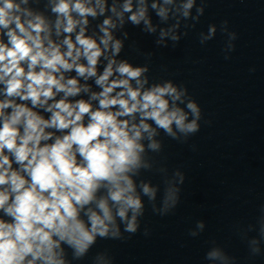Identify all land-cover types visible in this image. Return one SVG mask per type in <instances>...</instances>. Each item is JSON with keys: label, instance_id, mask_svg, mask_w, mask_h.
Wrapping results in <instances>:
<instances>
[{"label": "clouds", "instance_id": "1", "mask_svg": "<svg viewBox=\"0 0 264 264\" xmlns=\"http://www.w3.org/2000/svg\"><path fill=\"white\" fill-rule=\"evenodd\" d=\"M205 5L0 0V264H73L98 239L137 233L146 201L160 216L177 207L185 174H170L156 159L160 137L184 143L198 133L201 106L183 84L150 76L152 53L135 49L143 64L121 54L127 25L155 36L157 47H174L200 22ZM217 31L210 24L199 32L200 44ZM219 31L229 59L237 34L226 20ZM146 172L162 177V193ZM257 223L258 237L247 236L251 225L240 232L252 256L264 244V209ZM204 229L197 221L189 234ZM204 258L234 264L221 247ZM93 264H112V257L97 252Z\"/></svg>", "mask_w": 264, "mask_h": 264}]
</instances>
